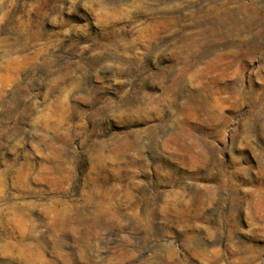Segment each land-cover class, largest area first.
Here are the masks:
<instances>
[{
  "label": "rangeland",
  "instance_id": "374dc122",
  "mask_svg": "<svg viewBox=\"0 0 264 264\" xmlns=\"http://www.w3.org/2000/svg\"><path fill=\"white\" fill-rule=\"evenodd\" d=\"M0 264H264V0H0Z\"/></svg>",
  "mask_w": 264,
  "mask_h": 264
}]
</instances>
